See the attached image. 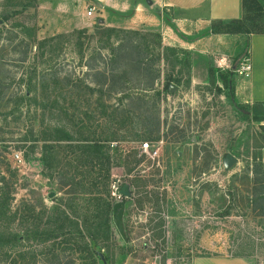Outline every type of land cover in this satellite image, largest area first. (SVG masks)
<instances>
[{"label":"rangeland","instance_id":"obj_1","mask_svg":"<svg viewBox=\"0 0 264 264\" xmlns=\"http://www.w3.org/2000/svg\"><path fill=\"white\" fill-rule=\"evenodd\" d=\"M14 7L0 0V13ZM83 15L82 27L74 28L68 21L58 23L54 15L40 14L36 4L12 15L6 27H34L39 38L66 36L55 62L78 71L84 84L102 82L85 64L100 45L103 55L109 53L105 33L89 36L104 25L95 8L90 16ZM84 28L86 33H74ZM136 30L139 35L117 33L108 42L139 41L144 52L140 68L135 53L123 52L111 64L120 70L100 91L91 94L83 84L75 90L48 85L41 95L43 110L30 116L29 102L18 116L15 112L4 119L0 114V264H95L93 257L99 264L95 253L106 256L108 264H264V203L256 211L251 205L248 166L262 160L264 120L254 115L263 117L264 105L254 110L255 102L244 103L235 94L243 78L236 69L248 56V36L229 38L214 49L206 42L199 55L182 42L202 32H177L179 40L172 42L164 32ZM2 45L4 39L0 58H12L11 47ZM90 64L105 68L103 59ZM6 65L17 71L18 82L24 67ZM209 69L214 72L211 82ZM169 81L172 89L164 90ZM188 122L191 141L173 142L176 134H169L170 128ZM60 139L62 147L56 144ZM100 139L108 140L95 160L99 152L84 146ZM144 142L158 149L155 158L141 154ZM43 144L53 147L45 165ZM113 145L124 149L119 165L113 162ZM227 153L237 158L229 169L223 167ZM107 155L110 192L104 188L91 194L87 180L104 170L99 162ZM60 174L66 185L59 184ZM124 183L132 192L123 214L127 243L107 207L118 201L112 185L120 189Z\"/></svg>","mask_w":264,"mask_h":264},{"label":"trees","instance_id":"obj_2","mask_svg":"<svg viewBox=\"0 0 264 264\" xmlns=\"http://www.w3.org/2000/svg\"><path fill=\"white\" fill-rule=\"evenodd\" d=\"M4 1L7 5L13 2L15 6L10 11H3L0 13V39H4L6 44L2 45V49H5L6 46L11 47L10 51L13 53L12 58H0V106L2 107V109H0V114L4 119L8 116H14L15 112L17 113V116L18 114L20 115L22 113L23 105H27V103L29 102L30 116L32 113L37 112V110H43L41 108V106L43 107L41 95H43V92L46 91L48 85L57 87L58 84H61L62 88H65L67 86L69 89L75 90L81 87L83 84V87L86 89V91L91 94L95 93V91H100L103 86L107 87L109 85V82H111V80L115 78L117 70H120V68L111 66V64L115 62V56L120 55L123 52L136 54L137 59L135 61V65L138 68H140L142 64L144 65V61L141 57L143 56L144 52L139 41L135 40L134 38H128L127 40L118 39L116 43L108 42L113 35H118L117 33L139 35L140 31L136 29H122L98 25L95 27L94 34H90L89 36L94 37V35L98 33V35L102 37V32L105 33L106 43L108 44L106 46L109 49V53L107 55H103L100 50L104 47L100 45L98 47V49L100 50L96 53V57L92 60L95 61L98 58L101 60L103 59V67L105 68H102V70L99 68H95L94 64H90L92 60L88 61L85 66L87 70L90 71L92 76L102 77L103 81H90V83L84 84L83 80L81 79L82 77L78 75V71L76 74V72L72 70V68L64 69L61 62H55V60L58 58V55H56L55 52L57 50H60L62 42L67 39L66 36L62 34H56L53 36L39 38L36 34L37 30L34 27H25V25H23L22 29L20 30L14 29L17 25L6 27V22L12 15H16L17 13L28 9L29 7H34L37 0ZM242 13V17L239 19H233L230 21H212L208 29V34H245L248 36L255 33H264V6L262 5L261 0H242ZM25 29H27V31H24ZM22 32H24V34L26 35H23ZM86 32L87 30L85 28L74 31V33H77L79 35ZM77 39H79V36ZM100 42L101 40L99 39V43ZM6 63H12L15 67H24L18 79V82L14 80L17 71L13 72L9 69H6ZM213 79L214 72L209 69L208 82L213 81ZM94 80L96 79L94 78ZM21 87L24 88L23 91ZM169 87L170 81L163 86V89L169 90ZM157 95H160V93H157ZM135 98H137V100L139 101L144 100L143 97ZM262 105H264V102H255L254 110L255 108H262ZM41 114H43V112H41ZM150 115L154 116V118H156V121H159V117L155 112H151ZM254 118L261 121L264 120V116L259 117L256 114L254 115ZM157 124L159 126V122ZM189 128V122L185 127L178 128V126H173L172 128H170L169 134H176V136H174L173 142H182L185 139L191 141V136L193 135H187L186 133ZM63 140L64 139H60L56 141L58 147H62L61 142ZM105 140L108 139L90 141L89 144H86L84 146L88 149L93 150L94 152H99L96 153L97 157L95 158V160L98 158V156L102 157L100 153L102 147L101 143ZM78 144L79 143H77L76 146H78ZM50 147L52 146L46 144L42 145L41 155L42 160H44L42 161L44 165L46 164V157L48 152L50 151ZM262 147H264V145ZM112 150L115 155H117L113 158V162L115 165H119V161H121V159L124 158L123 156L125 155V153H123L124 149H122V147H120L119 145H113ZM128 156L129 155H127V157ZM110 157V155H107L105 158H103L104 162H99L104 169L103 171L98 170L95 173L90 172L91 174H93V176L91 175L90 179L87 181L93 188L92 192L89 193L99 194L104 188L107 193L110 192L108 182V179L110 177ZM248 166L252 167L251 183L253 185L249 199L251 205L256 211L257 207L261 203H264V162L262 160L256 161L254 159L252 163H248ZM93 167L94 166L91 162L90 168ZM65 178L66 176L60 174L59 184L61 186L66 185V182L64 181ZM80 183H83V180H80V182H74L73 185L77 184L78 186ZM112 205V202L107 203V207L111 210ZM110 222H112V218L109 216V225ZM124 228L127 236L125 223ZM121 240L123 243L129 242L128 236L127 242H124L122 238ZM95 257L98 259L99 264H108V259L106 256L95 253ZM102 258L105 262H103ZM93 263L98 264L94 257Z\"/></svg>","mask_w":264,"mask_h":264},{"label":"crops","instance_id":"obj_3","mask_svg":"<svg viewBox=\"0 0 264 264\" xmlns=\"http://www.w3.org/2000/svg\"><path fill=\"white\" fill-rule=\"evenodd\" d=\"M36 4L40 14L54 15L60 18L58 23L64 24L68 21L74 28L82 27L83 14L86 13L84 9L90 6L100 11V23L107 27L148 28L164 32L172 42H178L177 32L186 36L189 32L205 33L188 42L180 40L187 44V48H194L196 54L203 52L199 47L206 42L210 41L207 43L210 49L221 48L229 38L243 36L208 34L214 20L230 21L241 18L242 0H37ZM64 25L59 28L67 27ZM247 52L251 72L248 77L238 80L235 94L244 103L264 102V33L248 35ZM261 158L264 162V147L261 149Z\"/></svg>","mask_w":264,"mask_h":264},{"label":"water","instance_id":"obj_4","mask_svg":"<svg viewBox=\"0 0 264 264\" xmlns=\"http://www.w3.org/2000/svg\"><path fill=\"white\" fill-rule=\"evenodd\" d=\"M170 89H172V85H170ZM237 162V158L234 157L232 154L227 153L223 159V167L225 169H229L232 165H234ZM119 194L122 196V198L118 201H116L112 205V213H113V224L120 235V237L123 239L124 242H127V236L124 228V222H123V214L125 210V200L124 198H127L131 195L130 192V185L127 183H124L121 185V188L119 189ZM103 262L104 259L102 258Z\"/></svg>","mask_w":264,"mask_h":264},{"label":"built area","instance_id":"obj_5","mask_svg":"<svg viewBox=\"0 0 264 264\" xmlns=\"http://www.w3.org/2000/svg\"><path fill=\"white\" fill-rule=\"evenodd\" d=\"M94 7H89L86 15L90 16L93 12ZM237 73L242 77H248L251 72V63L248 59V57H245L242 62L239 64V66L236 69ZM141 154L143 156H147L149 158H155L158 154V149H153L149 143L144 142L141 144ZM112 196L116 200H120L122 196L119 194L118 185L113 184L112 185Z\"/></svg>","mask_w":264,"mask_h":264},{"label":"flooded vegetation","instance_id":"obj_6","mask_svg":"<svg viewBox=\"0 0 264 264\" xmlns=\"http://www.w3.org/2000/svg\"><path fill=\"white\" fill-rule=\"evenodd\" d=\"M130 192H131V189H130ZM131 196H132V192H131V195L129 197H127V198H124V200L126 201V200L130 199Z\"/></svg>","mask_w":264,"mask_h":264}]
</instances>
